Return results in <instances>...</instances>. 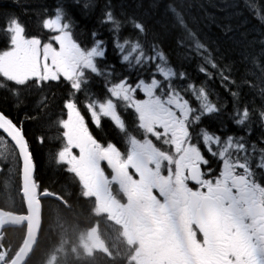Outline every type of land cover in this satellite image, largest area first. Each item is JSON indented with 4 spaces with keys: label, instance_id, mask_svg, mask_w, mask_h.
<instances>
[{
    "label": "snow or ice",
    "instance_id": "obj_1",
    "mask_svg": "<svg viewBox=\"0 0 264 264\" xmlns=\"http://www.w3.org/2000/svg\"><path fill=\"white\" fill-rule=\"evenodd\" d=\"M77 6L79 0H62L42 11L37 32L20 15L0 11V90L20 109L30 93H39L42 110L56 100L53 89H60L63 145L55 161L72 174L80 196L95 201L96 215L107 214L120 225L133 250L128 264H264V140L246 139L254 119L264 124V105L257 111L241 102L231 67L177 8L169 6L176 42L199 57L205 76L199 84L172 66L158 36L148 39L143 20L117 16L110 6L100 24L111 40L96 30L84 44L75 31ZM245 6L264 23V0H245ZM92 7L86 0L83 8ZM127 26L134 37L121 35ZM109 43L119 63L136 70L135 79L106 63ZM93 77L104 78L102 95L92 91ZM216 77L234 101L228 118L246 135H221L205 126L206 118L219 119L226 108L207 86ZM105 118L121 134L123 150L90 130L101 128ZM33 119L34 113L21 120L0 109V142L12 146L4 159L11 157L17 168L21 195L19 209L0 208V264H30L44 223V199L67 205L63 195L37 180L26 128ZM36 140L43 144L45 137ZM9 226L21 227L23 235L6 248Z\"/></svg>",
    "mask_w": 264,
    "mask_h": 264
},
{
    "label": "trees",
    "instance_id": "obj_2",
    "mask_svg": "<svg viewBox=\"0 0 264 264\" xmlns=\"http://www.w3.org/2000/svg\"><path fill=\"white\" fill-rule=\"evenodd\" d=\"M62 0H0V11H11L20 15L33 32L39 31L42 11L51 10ZM65 3H75V0H63ZM86 2V1H85ZM85 2L79 0V6L74 8L73 19L76 23L75 31L79 40L84 44L90 41V32L98 30L105 41H110L112 33L100 24V17L107 6L117 16H130L143 20L149 28L148 39L158 36L159 46L166 53L173 67L186 73V78L199 84L205 76L199 72V57L190 54L176 42L177 30L174 27V17L169 6L182 11L186 18L195 26V30L213 50L217 59L232 69V78L239 85L240 100L257 111L264 105V23L245 6V0H92L93 7L84 9ZM124 37H134L135 31L131 26L122 30ZM3 37L0 36V49L4 47ZM106 63L114 65L120 74L131 73L136 78V70L119 63V57L109 43ZM106 83L103 77H96ZM247 81V83L245 82ZM177 83H183L178 81ZM212 93V99H219L226 105L219 119L208 120L206 125L213 130L234 132L235 124L228 118L232 111L233 98L221 86L219 77L208 81L207 85ZM232 90H236L233 88ZM56 100L47 109H39L40 94L30 93L25 101L26 108H17L10 96L0 90V109L11 116L23 120L25 113H34L36 119L26 121V128L32 138L33 158L36 162V177L43 188L63 195L67 205L49 198L44 203V223L39 242L30 260V264H99L102 257L86 259L82 253L77 255L73 251L88 228L95 221L92 208L88 200L82 198L71 174L55 161L56 152L61 138L56 136L58 128L55 118L60 113V89H53ZM221 121L223 123L221 124ZM254 129L256 139L254 143L264 140V124L254 119L250 125ZM241 128V127H240ZM43 135L45 142H37L36 137ZM18 179V178H17ZM4 180L0 194L6 199H12L15 209L21 206L19 191L11 194L5 191V184L17 181ZM13 184V186H14ZM7 193V195H6ZM6 196V197H5ZM0 208L4 205L0 203ZM75 225V228L73 227ZM23 235L21 227L9 228L5 233L7 243L5 247L15 246ZM60 256V259L58 258ZM115 263L114 261H112ZM115 264H123L115 263ZM128 264V260H127Z\"/></svg>",
    "mask_w": 264,
    "mask_h": 264
},
{
    "label": "flooded vegetation",
    "instance_id": "obj_3",
    "mask_svg": "<svg viewBox=\"0 0 264 264\" xmlns=\"http://www.w3.org/2000/svg\"><path fill=\"white\" fill-rule=\"evenodd\" d=\"M116 73H119V72H116ZM91 89L93 92L97 93L98 95H102L104 93L105 86L103 85V82L100 81V79L93 77ZM140 96L142 97V93L140 94ZM138 98H140V97H138ZM59 116L60 115H58L56 117V121L58 120ZM90 130L93 132V135H95L97 137V139H99L102 143L105 141L116 143L117 146L121 147V150H123L124 144H123V141L121 140V134H119V132L114 128V126L111 124V122L107 120V118H105L102 121V127L101 128H95L94 126L90 125ZM250 130H251L250 135H246V139H249L250 141H252L254 143L255 139H254V133L252 131V130H254V128H251ZM58 133L59 134L61 133V141L59 142V145H58L59 148H56L59 151L63 145L62 130L59 127H58ZM218 134H221V131H219ZM231 135H234V134H231ZM235 136H239V135H235ZM58 137H59V135H57L56 139H58ZM65 172L67 174H70L66 171V169H65ZM71 176H72V174H71ZM72 179H73V177H72ZM77 187H78V185H77ZM18 189H19V177L14 184V192H16ZM85 200L89 201V204L92 208L93 217H95V221L91 225L93 230H97V231L101 230L103 232H108V233L113 231V230H116L121 235V242H118L116 240H114V241L106 240V239L104 240V242H107V241L110 242L109 243V253H103V254H99L98 256H96V258L97 257L104 258L103 263L99 262V264H115L117 262L118 263L122 262L123 264H127V260L129 258V256L132 254L133 250L129 247L124 235L122 234L123 230L121 229L120 225L117 224L115 222V220L109 219L107 214L102 213L101 215H96L93 211V209L95 208V201L92 199H85ZM114 242H115V244L112 245V243H114ZM97 250H101V249H97ZM94 258L95 257H93L92 260ZM112 261H114L115 263H113Z\"/></svg>",
    "mask_w": 264,
    "mask_h": 264
},
{
    "label": "rangeland",
    "instance_id": "obj_4",
    "mask_svg": "<svg viewBox=\"0 0 264 264\" xmlns=\"http://www.w3.org/2000/svg\"><path fill=\"white\" fill-rule=\"evenodd\" d=\"M86 0H82V2H85ZM252 127H250L251 129ZM255 129V128H254ZM235 134L234 135H246V132L243 128H240L238 126H236V129L234 130ZM254 133V130H252ZM251 132V130H250ZM224 133H227V131H222L221 130V135H223ZM254 139H256V136L254 134ZM12 150V146L7 142H0V174L2 171V165H7V167H11L10 169L12 170V172L6 171L4 173V175H2V177L0 178V190H2L3 187L2 184L4 182V180H8V179H12L16 180V178L18 177L17 175V168L14 166V162L12 161L11 157H9L7 160L4 159L5 156H8L9 152ZM13 167V168H12ZM13 182L12 183H8L5 184V191H11L13 188ZM9 193V192H8ZM10 194V193H9ZM7 195V193H6ZM6 197V196H5ZM4 198V196H3ZM5 201H11V199H5ZM11 205V204H10ZM73 227L75 228V225H73ZM111 240V241H118L121 242V235L116 231L113 230L111 232H103L101 230L97 231V230H90L88 231L83 237L82 240L80 242V246L78 248H76L73 251V254H81L86 258V259H91L94 257L92 255V253L95 251V249H101V250H108L107 248V242H104V240ZM115 244L112 243V245ZM119 247V246H118ZM58 258L60 259V256L58 255Z\"/></svg>",
    "mask_w": 264,
    "mask_h": 264
},
{
    "label": "bare ground",
    "instance_id": "obj_5",
    "mask_svg": "<svg viewBox=\"0 0 264 264\" xmlns=\"http://www.w3.org/2000/svg\"><path fill=\"white\" fill-rule=\"evenodd\" d=\"M207 125H208V124H207ZM207 125H206V123H205V126H207ZM235 126H236V125H235ZM250 127H251V126H250ZM227 134H235V131H234V132H227ZM1 177H2V176H1ZM18 177H19V176H18ZM18 177H17V178H18ZM17 178H16V179H17Z\"/></svg>",
    "mask_w": 264,
    "mask_h": 264
},
{
    "label": "water",
    "instance_id": "obj_6",
    "mask_svg": "<svg viewBox=\"0 0 264 264\" xmlns=\"http://www.w3.org/2000/svg\"><path fill=\"white\" fill-rule=\"evenodd\" d=\"M12 227H15V226H9L8 228H12ZM34 227H35V225H34V223H33V229H34Z\"/></svg>",
    "mask_w": 264,
    "mask_h": 264
}]
</instances>
